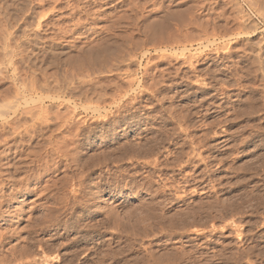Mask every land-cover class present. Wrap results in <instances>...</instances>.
Here are the masks:
<instances>
[{"label": "rangeland", "instance_id": "1", "mask_svg": "<svg viewBox=\"0 0 264 264\" xmlns=\"http://www.w3.org/2000/svg\"><path fill=\"white\" fill-rule=\"evenodd\" d=\"M96 1L0 0V264H264V0Z\"/></svg>", "mask_w": 264, "mask_h": 264}, {"label": "bare ground", "instance_id": "2", "mask_svg": "<svg viewBox=\"0 0 264 264\" xmlns=\"http://www.w3.org/2000/svg\"><path fill=\"white\" fill-rule=\"evenodd\" d=\"M78 1H79V0H78ZM95 1H96V0H95ZM148 1H149V0H148ZM5 2H6V0H5ZM96 2H97V1H96ZM98 2H99V1H98ZM109 2H110V1H109ZM263 2H264V1H263ZM1 3H2V2H1ZM1 3H0V8H1V9H4V10H5V8H6L7 11H8V10H9V9H8L9 7L7 6L8 4H7L6 6H4V5H1ZM102 3H103V2H102ZM262 4H263V3H262ZM11 5L13 6V4H11ZM98 5H99V4H98ZM3 6H4V8H3ZM9 6H10V5H9ZM262 6H263V5H262ZM14 7H15V6H14ZM258 7H259V6H258ZM10 8H11V6H10ZM1 9H0V10H1ZM16 9H17V8H16ZM31 10H32V9H31ZM262 10H263V8H262ZM5 11H6V10H5ZM5 11H4V13L7 12V11H6V12H5ZM10 11H11V9H10ZM26 11H27V10H26ZM255 11H256V10H255ZM88 12H89V11H88ZM263 12H264V11H263ZM263 12H262V13H263ZM0 13H1V12H0ZM23 13H24V12H23ZM26 13H27V12H26ZM28 13H29V12H28ZM260 13H261V12H260ZM262 13H261V14H262ZM6 14H7V13H6ZM8 14H9V12H8ZM263 14H264V13H263ZM263 14H262V15H263ZM4 16L7 17V15H4ZM4 16H3V17H4ZM45 16H46V15H45ZM3 17H2V18H3ZM24 17H25V16H24ZM43 18H45V17H43ZM41 19H42V18H41ZM41 19H40V20H41ZM11 20H12V19H11ZM18 21H19V20H18ZM22 21H23V20H22ZM95 21H96V20H95ZM168 21H169V20H168ZM0 22H1V21H0ZM9 22H10V21H9ZM9 22H7V24H9V26H11ZM20 22H21V21H20ZM5 23H6V22H3L2 25H4ZM11 23H12V22H11ZM0 24H1V23H0ZM7 24H6V25H7ZM36 24H37V23H36ZM38 24H39V23H38ZM2 25H0V26H2ZM199 25H200V24H199ZM9 26H6V27H9ZM194 26H195V25H194ZM14 27H15V26H14ZM40 27H41V26H40ZM200 27H201V26H200ZM204 27H205V26H204ZM196 28H197V27H196ZM201 28H202V27H201ZM184 29H185V28H184ZM205 29H206V28H205ZM200 30H201V29H200ZM12 31H13V30H12ZM201 31H202V30H201ZM203 31H204V30H203ZM203 31H202V32H203ZM8 32H9V30H8ZM198 32H199V31H198ZM0 34H1V33H0ZM4 35L7 36L8 33H7V34H4ZM9 35H11V33H10ZM0 36H1V35H0ZM5 36H4V38H5ZM2 37H3V36H2ZM2 37H1V38H2ZM32 37H33V36H32ZM6 38H7V37H6ZM6 38L3 39L2 42H4V40H5V41H9L11 38H13V36H12L11 38L8 37V39L10 38L9 40H7ZM17 38H18V37H17ZM17 38H16V39H17ZM39 38H40V36H39ZM1 40H2V39H1ZM11 40H12V39H11ZM41 40H42V39H41ZM14 41H15V40H14ZM14 41H13V43H14ZM32 41H33V40H32ZM0 42H1V41H0ZM10 42H11V44H12V41H10ZM15 42H16V41H15ZM30 42H31V41H30ZM38 42H39V41H38ZM7 43H8V42H7ZM16 43H17V42H16ZM34 43H35V42H34ZM40 43H41V42H40ZM254 43H255V42H254ZM254 43H253V44H254ZM262 43H263V42H262ZM262 43H260V46H262V45H261ZM5 44H6V43H4V45H5ZM14 44H15V43H14ZM31 44H32V43H31ZM256 45H257V44H256ZM5 46H6V45H5ZM31 46H32V45H31ZM45 46H46V45H45ZM252 46H253V45H252ZM8 47H9V46H8ZM10 47H11V45H10ZM10 47H9V48H10ZM2 49H3V51L5 50L4 48H2ZM0 50H1V49H0ZM42 50H43V49H42ZM260 50L263 51V54L261 55V60H262V64H263V66H264V45L260 48ZM13 51H14V50H13ZM20 51H21V50H20ZM11 52H12V51H11ZM38 52H39V51H38ZM49 52H50V51H49ZM251 52H252V51H251ZM2 53H3V52H2ZM12 53H13V52H12ZM18 53H19V52H18ZM30 53H32V52L30 51ZM63 53H64V52H63ZM19 54H20V53H19ZM55 54H56V53H55ZM258 54H259V53H258ZM18 56H19V55H18ZM43 56H44V55H43ZM253 56H254V55H253ZM257 56H258V55H257ZM257 56H256V57H257ZM9 57H10V56H9ZM21 57H22V56H21ZM26 57H27V56H26ZM52 57H53V56H52ZM27 58H28V57H27ZM7 59H8V58H7ZM48 59H49V58H48ZM257 59H258V58H257ZM8 60H11V58L8 59ZM17 60H18V59H17ZM20 60H21V59H20ZM36 60H37V59H36ZM62 60H63V58H62ZM21 61H22V60H21ZM55 61H56V60H55ZM57 61H58V60H57ZM27 62H28V61H27ZM258 62H259V61H258ZM57 63H58V62H57ZM20 64H21V63H20ZM30 65H31V64H30ZM15 69H16V68H15ZM263 70H264V68H263ZM263 72H264V71H263ZM33 81H34V80H33ZM31 83H32V82H31ZM31 83H30V85H31ZM25 84H26V83H25ZM27 86H28V84H27ZM28 87H29V86H28ZM29 89H30V88H29ZM34 89H35V87H34ZM103 96H104V95H103ZM99 97H100V96H99ZM21 115H22V114H21ZM2 117H4V116L2 115ZM0 118H1V117H0ZM5 121H6V120H5ZM7 124H8V123H7ZM20 134H21V133H20Z\"/></svg>", "mask_w": 264, "mask_h": 264}]
</instances>
